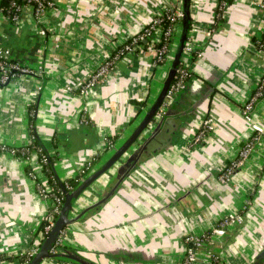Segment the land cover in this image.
Returning <instances> with one entry per match:
<instances>
[{
	"label": "crops",
	"instance_id": "crops-1",
	"mask_svg": "<svg viewBox=\"0 0 264 264\" xmlns=\"http://www.w3.org/2000/svg\"><path fill=\"white\" fill-rule=\"evenodd\" d=\"M51 1L37 21L26 12L13 25L0 15V39L23 65L38 71L0 85V255L7 258L42 245L39 227L50 205L38 193L49 183L37 154L20 160L9 149L27 147L35 138L60 181L104 154L97 170L158 99L181 38L178 27L158 65L159 29L147 47L137 45L113 60L181 0ZM258 1L226 0L222 7L221 0H190L180 57L189 80L177 96H165L130 151L76 200L68 214L75 220L65 228L59 252L67 248L91 264H180L190 248L188 236H202L227 215L241 214L243 223L214 240L216 250L214 241L207 243L195 264H264V97L251 122L241 114L264 72V53L256 46L264 39ZM110 61L105 79L82 98L79 88ZM206 121L211 131L195 146L191 140ZM253 123L263 129L260 141L221 183L224 168L254 136ZM112 137L118 138L113 147L107 141ZM132 156L133 164L123 166Z\"/></svg>",
	"mask_w": 264,
	"mask_h": 264
},
{
	"label": "built area",
	"instance_id": "built-area-1",
	"mask_svg": "<svg viewBox=\"0 0 264 264\" xmlns=\"http://www.w3.org/2000/svg\"><path fill=\"white\" fill-rule=\"evenodd\" d=\"M226 0H221V6L223 7L225 5ZM32 4H36L35 7ZM50 7H52V3L49 4ZM257 6L264 11V0H260L257 2ZM221 7V8H222ZM24 11L29 12L33 18L37 21L39 18L44 14V6H42L40 0H27V5L24 7ZM162 16V15H160ZM183 18V11L182 6L175 7L174 12L169 15L168 20L170 23H172L171 29L166 33V35H172L174 30L175 33L178 29V27H181V20ZM158 23V21L154 20L152 22L153 26H155ZM153 26L150 30H146L144 33H140L137 37L133 38L129 44L124 45L114 56L113 60H118L119 56L124 55L125 53H131L135 50V47L137 46L138 42L143 41L144 38L150 35ZM42 35H45L44 30L41 31ZM1 43V41H0ZM264 53V39L262 41L261 47L259 49ZM166 50H157L156 51V59H162V54L165 53ZM113 61H110V63H106L103 67H100L96 72H94L87 81L79 88V95L82 98H85L88 96V92L91 88H93L97 82L100 81V79L104 80L109 69L112 66ZM184 67V66H183ZM38 71L31 70L29 67L22 66L18 61L17 57L13 54L12 51L9 49L3 48L0 49V85H6L9 84L13 79H16L18 77L28 76V75H37ZM190 77V74L184 67L183 70L179 71L178 79L177 76H174V79L176 78V82L172 83L170 86L166 98H174L177 96L184 88V79ZM101 80V81H102ZM264 97V72L262 74V77L260 79L259 84L257 85V88L255 89L254 93L250 97V99L241 107V114L242 117L248 121L251 122L253 120V114L254 109L256 106V103ZM84 124L87 123V121L84 119L82 122ZM211 124L210 121L204 122V125L199 133L193 137L191 140V143L193 145H198L201 143L205 133H208L211 131ZM252 129L254 131V136L250 139H248L243 146L239 149L237 153V157L229 162V164L224 168V170L221 173L220 179L221 183H227L230 179V176L234 170L240 168L244 162L248 159L256 145L261 139V135L263 134V129L256 125L252 124ZM89 165V164H88ZM87 165V166H88ZM39 195L48 203H50L48 212L44 216L42 223L44 224L43 231L41 232L42 240L44 241L46 237L51 232L54 224L56 223V218L61 213V207L64 205L66 197L64 196H56L54 195V189L50 186L47 187H41L38 188ZM60 206V208H59ZM243 223V217L241 214H229L227 215L216 227L208 231L207 233L203 234L202 236H188L186 238V244L190 246L188 250L186 251L184 260L180 264H195L197 260V255L200 253V251L205 247V245L211 241H214L216 239L224 237L226 234H228L229 229L232 226L235 225H241ZM65 230H62L57 237L54 245L50 249L51 254L58 253V249L60 247V244L64 238ZM39 245L33 247L30 249L27 254L30 258H33L36 253L39 250ZM0 264H4L3 261L0 260Z\"/></svg>",
	"mask_w": 264,
	"mask_h": 264
},
{
	"label": "trees",
	"instance_id": "trees-1",
	"mask_svg": "<svg viewBox=\"0 0 264 264\" xmlns=\"http://www.w3.org/2000/svg\"><path fill=\"white\" fill-rule=\"evenodd\" d=\"M40 2L42 4V6H44V9H45L44 13H46L49 9H51V7L49 6V4L52 3L51 0H40ZM25 5H27V0H0V15L3 16L5 19H7V21L10 24L16 25L20 21V19L22 18L23 14L27 12V11H24V8H23ZM32 5L35 7L36 4H32ZM180 6L183 7V0L180 1ZM174 10H175V8H173L172 10L166 11L165 13L162 14V16L156 17L154 20L158 21V23L155 26H153V24H150L141 32V33H144L146 30H150L153 26V29H152L150 35L148 37L146 36L143 41H140L137 44L139 47H147L148 46L147 44L150 43L149 40L152 36V33L155 30H158V29L160 30V37L161 38H160V41L155 45V48H156V50H159V51L162 49H164L166 51H165V53L162 54V59H160V60L155 59L154 60L156 65L161 64L164 61V58H165L166 54L168 53V47L172 43V39H171L172 35L167 36L166 33L172 27V23H170V21L168 20V17H169V15H171L174 12ZM216 13H217L216 14L217 15L216 20L218 22L220 20V15H219L220 10H217ZM181 22H182V20H181ZM174 34H175V30L173 32V35ZM0 41H1L0 49L6 48V49H9L10 51H12L9 47H7L3 43L2 39H0ZM186 41H187V38H186ZM186 41H185V43H186ZM127 44H129V42ZM261 44H262V41H260V40L256 41L257 48L260 49ZM184 46H185V44H184ZM13 54L17 57V61L22 66H25L21 62V59L15 54V52H13ZM183 69H184L183 64L179 61L177 66H176V72H175L177 79H178L179 71H181ZM188 78L186 77L184 79V82H187L189 80ZM177 79L175 78L173 80V82L175 83ZM117 140H118L117 137H112V138H109L107 141H108V144L113 147L116 145ZM9 151H11L13 157L20 159V160L27 159L30 154H34V153L37 154L38 161L41 163V165L43 167V172L48 179L49 186L54 189V192H53L54 195L64 196V197H66V194H65L66 192L71 193V192L75 191L80 186L82 181L91 174V172L93 171V168L99 163L102 156L104 155V154H102V155H98V156L94 157L93 161L90 162V164L88 166L84 167L81 171H79L73 178L65 180V181H60L52 169L53 159L48 158L47 153L38 144V142L35 138L32 139L31 143L27 147H23V148H19V149L10 148ZM59 208H60V206H59ZM43 227H44V224L42 223L39 227V231H43ZM63 230H65V229H63ZM58 236H59V234H58ZM225 236L222 238H225ZM214 243H216V241L212 242L211 247H213ZM224 243H225V239L221 242V245H223ZM213 248H214V250L217 249V247H213ZM60 250L70 251L67 248H63ZM219 251H220V249H219ZM14 259L18 260L21 264H29L32 258H30L27 253L22 254V255H18L15 257H11V258H7L5 256L0 255V260L3 262L11 261ZM73 264H75V263H73Z\"/></svg>",
	"mask_w": 264,
	"mask_h": 264
},
{
	"label": "water",
	"instance_id": "water-1",
	"mask_svg": "<svg viewBox=\"0 0 264 264\" xmlns=\"http://www.w3.org/2000/svg\"><path fill=\"white\" fill-rule=\"evenodd\" d=\"M183 18L181 22V38L178 42L179 47L178 51L175 55L174 63L171 69V72L169 74V77L164 85L163 90L161 91L158 99L155 101V103L151 106V108L146 113L143 120L139 123V125L134 130V133L127 139L123 145L115 151L113 156L103 163L97 170L93 171L87 178H85L80 186L73 192L68 193L66 192V200L65 203L61 209V213L56 219V223L54 224L51 232L46 237L42 245L40 246L38 252L36 255L31 259L29 264H40L41 261L47 260V259H62L67 260L69 262L75 263V264H91L86 259H84L82 256L72 252V251H63L56 254H51L50 249L52 248V245H54L58 234L65 229L67 226H69L75 219H69L68 214L70 211H72L74 204L76 203V200L83 194V192L98 178H100L102 175L107 173L117 162L121 161L124 156L130 151V148L132 145L137 141V139L140 137L143 130L146 128V126L152 121V118L154 115H156L159 111V108L163 105L165 96L174 80L175 72H176V66L178 62L180 61L181 53L184 49V44L187 38V33L189 31L190 26V0H183ZM133 156L128 158L126 160V163L123 166L128 165V163L133 164ZM131 167V166H130ZM129 167V168H130ZM126 171H124L123 175H120L117 179V184L122 180L123 176L126 174ZM112 192V191H111ZM107 198V196H106ZM106 199H102V201L96 203L95 205L91 206L90 208L86 209L81 215H79V218L89 212L90 210L95 209L97 206L102 204ZM74 201V202H73Z\"/></svg>",
	"mask_w": 264,
	"mask_h": 264
},
{
	"label": "rangeland",
	"instance_id": "rangeland-1",
	"mask_svg": "<svg viewBox=\"0 0 264 264\" xmlns=\"http://www.w3.org/2000/svg\"><path fill=\"white\" fill-rule=\"evenodd\" d=\"M123 145V144H122ZM199 255V254H198ZM198 255H197V257H198Z\"/></svg>",
	"mask_w": 264,
	"mask_h": 264
}]
</instances>
